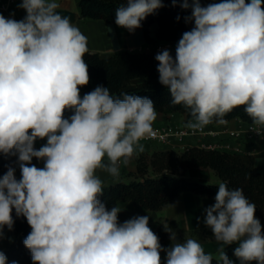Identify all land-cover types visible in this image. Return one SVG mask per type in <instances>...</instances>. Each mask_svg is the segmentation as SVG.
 Masks as SVG:
<instances>
[{
	"label": "clouds",
	"instance_id": "clouds-1",
	"mask_svg": "<svg viewBox=\"0 0 264 264\" xmlns=\"http://www.w3.org/2000/svg\"><path fill=\"white\" fill-rule=\"evenodd\" d=\"M191 9L194 26L179 39L175 56L158 52L159 83L182 105L186 126L202 130L243 106L264 131V0H171ZM163 0H125L115 24L130 33ZM21 20L0 13V154L16 157L0 176V240L23 217L31 231L23 240L33 264H213L195 239L179 242L164 225L172 244L165 249L149 227V216L119 222L121 209L101 201L104 186L97 170L113 177L121 164L144 151L140 141L153 135L158 113L147 97L111 94L88 85V38L57 9V0H21ZM14 15V14H13ZM179 19V17L177 18ZM66 110L72 115L65 117ZM45 140L39 149L37 140ZM43 161V167L32 163ZM203 223L220 244L217 264H234L224 246L237 244L240 264H264V230L256 205L240 188L221 182ZM0 264L7 256L0 251ZM12 264H17L12 261Z\"/></svg>",
	"mask_w": 264,
	"mask_h": 264
},
{
	"label": "trees",
	"instance_id": "trees-1",
	"mask_svg": "<svg viewBox=\"0 0 264 264\" xmlns=\"http://www.w3.org/2000/svg\"><path fill=\"white\" fill-rule=\"evenodd\" d=\"M208 1L201 0V3L206 6ZM124 2L125 0H79L81 18L116 25L115 11ZM163 3L165 5L163 8L147 16L141 22L142 27L136 29L143 31L148 44L156 41L150 32L153 25H158L157 40L167 43L178 42L182 34L194 26L185 19L191 16V9H183L179 4L174 7L171 0H163ZM156 54L120 51L104 59L99 54L88 52L83 59L88 64L90 81L88 85L80 88V92L89 86L94 90L98 85H102L108 87L114 96L128 93L147 97L153 101L157 112H179L190 119L182 105L171 104L169 90L159 83ZM136 81L138 82L134 83ZM72 114V111L66 110L65 117ZM234 119L253 125L243 106L234 109L225 117L226 121ZM16 159L14 156L0 154V176L7 172L8 166H16ZM136 162L137 173L134 181L127 184L113 182L104 189L100 199L108 210L113 206L118 207L120 202H131L148 211H161L184 193L215 201L219 184H204L183 175L186 170L192 168L211 169L221 182H227L230 189H242L249 201L255 203V216L260 220L264 230V174L256 167L254 156L193 147L183 152L142 153L138 155ZM151 172L153 176L150 175ZM13 217L15 220L13 230L9 231L6 228L13 237L11 245L4 251L7 264H12V261H16L17 264H33L31 253L23 244L31 228L25 218L15 217L14 211ZM169 224L171 228L176 225L175 222ZM156 234L162 247L169 244L171 239L168 232L159 230ZM194 235L202 239L214 238L211 230L197 231ZM233 253L234 249L231 248L226 251L229 258L234 255ZM217 262L218 259L213 257V264ZM162 264H166V260Z\"/></svg>",
	"mask_w": 264,
	"mask_h": 264
},
{
	"label": "crops",
	"instance_id": "crops-1",
	"mask_svg": "<svg viewBox=\"0 0 264 264\" xmlns=\"http://www.w3.org/2000/svg\"><path fill=\"white\" fill-rule=\"evenodd\" d=\"M60 7L57 9L59 14L68 17L71 23L77 26L80 31L88 38V49L90 53L99 54L101 58H110L120 51H129L132 53H158L164 49L170 50L172 55H175L176 43L160 42L157 40L158 25H153L150 28L151 37L156 40L153 44H148L145 40L142 30H135L134 33L128 32L126 29L120 28L116 25L106 24L103 21L86 20L81 18L79 0H57ZM213 2V0H209ZM220 2V0H215ZM250 2V0H246ZM16 3L8 5V0H0V6H6L2 14L6 18L21 20L25 17L26 12L19 8ZM14 14V15H13ZM130 38V39H129ZM119 39H122L119 41ZM125 40V41H124ZM130 40V41H128ZM132 43V44H131ZM119 46V47H118ZM138 81L134 82L137 83ZM93 88L89 86L81 93V96L92 91ZM157 119L153 122L152 128L154 131H163L169 127H173L179 133L192 130L186 126L189 120L185 114L179 112L166 111L163 113L157 112ZM250 124H247L240 119L227 121L225 124L213 122L203 129L204 134L188 135V136H174L167 142L158 140H141L140 143L144 146V151L134 155L128 165L121 164L120 175L113 177L109 173L97 170V175L103 182L104 189L113 182L130 183L135 180L137 173L136 158L142 153H155L165 151L183 152L188 148L198 147L206 150H217L230 154L249 155L256 158V167L264 174V135L250 137ZM257 127V126H256ZM239 135V136H236ZM45 140H37L35 147L39 149ZM37 167H43V161L33 158L32 161ZM16 167V177L20 178V171L18 165ZM150 175L153 176L151 172ZM184 177L198 181L204 184H219L221 180L216 173L211 169H188L183 174ZM213 199L202 198L191 193H184L176 198L170 205L161 211H148L142 207H137L131 202H120L118 207L121 209L118 219L120 223L131 219L134 216H149V227L156 234L159 230H164V225L170 227L169 222H175L176 225L171 228L177 234L179 242H184L186 239L197 240L204 248L205 253L211 254L218 259L219 248L214 238L202 239L194 235L197 231H208L210 228L203 223L205 216L204 209L213 205ZM5 237L0 240V251H5L9 248L13 241V237L5 228ZM170 240L167 249L171 246ZM237 244L224 246L225 252L228 249H235ZM162 262L166 260V253L162 252ZM234 264H240L239 260L233 255L231 258ZM256 264V262H251Z\"/></svg>",
	"mask_w": 264,
	"mask_h": 264
},
{
	"label": "built area",
	"instance_id": "built-area-1",
	"mask_svg": "<svg viewBox=\"0 0 264 264\" xmlns=\"http://www.w3.org/2000/svg\"><path fill=\"white\" fill-rule=\"evenodd\" d=\"M20 2H21V0H8V5H13V4L20 3ZM5 9H6V6H4V5L0 6V13H2V11ZM12 18H14V17H12ZM254 128H256L255 125L250 126V129H249L250 137L253 138L256 136H263L264 135V131H262L261 134L254 132L253 131ZM204 133H205L204 129L195 130V131L189 130V131L178 133L175 128L169 127V128H167L161 132L153 130V135L146 137L143 140H158L161 142H167L170 138L177 136V135L184 137V136H188V135H197V134H204ZM236 136H239V135H236Z\"/></svg>",
	"mask_w": 264,
	"mask_h": 264
},
{
	"label": "bare ground",
	"instance_id": "bare-ground-1",
	"mask_svg": "<svg viewBox=\"0 0 264 264\" xmlns=\"http://www.w3.org/2000/svg\"><path fill=\"white\" fill-rule=\"evenodd\" d=\"M129 39H130V38H129ZM120 40H122V39H119V41H120ZM124 41H125V40H124ZM128 41H130V40H128ZM131 44H132V43H131ZM118 47H119V46H118Z\"/></svg>",
	"mask_w": 264,
	"mask_h": 264
},
{
	"label": "rangeland",
	"instance_id": "rangeland-1",
	"mask_svg": "<svg viewBox=\"0 0 264 264\" xmlns=\"http://www.w3.org/2000/svg\"><path fill=\"white\" fill-rule=\"evenodd\" d=\"M237 246H238V245H237ZM237 246H236V247H237Z\"/></svg>",
	"mask_w": 264,
	"mask_h": 264
}]
</instances>
